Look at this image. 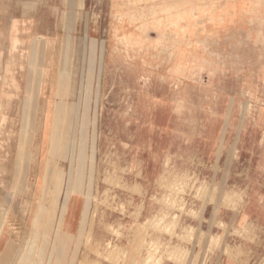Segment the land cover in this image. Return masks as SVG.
Returning a JSON list of instances; mask_svg holds the SVG:
<instances>
[{
	"label": "rangeland",
	"instance_id": "rangeland-1",
	"mask_svg": "<svg viewBox=\"0 0 264 264\" xmlns=\"http://www.w3.org/2000/svg\"><path fill=\"white\" fill-rule=\"evenodd\" d=\"M2 100L22 107L10 114L21 122L35 110L30 138L0 128V187L20 189L4 212L26 238H10L9 264L69 261L68 225L70 264H135L147 191L159 205L149 223L172 235L262 244L264 0H0ZM25 150L36 164L19 180ZM207 204L213 230L182 224L204 220ZM245 206L244 219L226 218ZM153 243L144 264H159Z\"/></svg>",
	"mask_w": 264,
	"mask_h": 264
},
{
	"label": "crops",
	"instance_id": "crops-1",
	"mask_svg": "<svg viewBox=\"0 0 264 264\" xmlns=\"http://www.w3.org/2000/svg\"><path fill=\"white\" fill-rule=\"evenodd\" d=\"M7 96H10V94H7ZM20 108L22 107L18 105H10L6 102V100H2V103L0 104V122L2 123V126L0 128L2 132L1 137H3V139H5L6 135L9 133L7 132L6 134V130L8 129L9 131L10 127L16 132L15 137H21L23 140H26L25 138L31 137V130L35 129L34 107L30 111L33 115H30L26 121L24 119V122H21L16 116L13 118L10 116L11 113H19L20 116V114L25 112ZM21 124L23 125L22 129ZM27 129L28 131L26 132ZM40 149H42V147H40ZM38 155L39 160H42L40 150ZM29 157H32V159L35 158L36 160L34 151L28 153V151L25 150V154L22 156L14 157L13 176L19 179L30 173L31 167H35L34 165L36 163H30ZM0 172L2 173L0 174V177L4 178L5 174L3 170H0ZM86 179L87 175H85L84 187L86 185ZM7 181L9 182V176H7ZM9 184L10 182L5 188H2L3 186L0 187V264H9V255L11 256L13 252L16 253V250L18 249V245L15 244L13 249H9L8 243L10 238H13L17 242L26 240L24 236H18L15 234V232H13V230H11L8 220L10 216L8 212H4L7 211V209L4 208L9 206L11 199H16L17 197V195H13V198H11L10 193L20 192V189L18 190L17 184H14L13 186ZM11 186L13 190H10ZM33 187H36L35 183ZM32 190L34 192V189ZM149 194L150 192L147 191L145 197L137 199L138 202L140 201L139 203L143 202V207L140 212H137V216L133 219V227L136 229V232L133 239L134 248L131 252V261H134L135 264H144V259L146 256L150 255V252L152 251L150 250V247L153 246V241L159 242L161 245V249L159 251L154 253L152 252L153 256L159 258V264H264V234L255 235L257 237L256 241H261L262 244L250 243L248 242L247 238L235 236L233 234H226L219 245L212 246L210 242L205 239L203 242L199 243L189 242L179 236L172 235L167 230L160 228L159 226L148 224L151 215L159 208V205L152 201ZM255 201L256 200H251L250 204ZM212 209L213 208L210 206V204H207L204 207V220L193 219L187 217L186 214H182V217L184 218L182 224L188 222L195 226L201 227L202 229L213 230L211 221L213 220L215 213ZM170 211L172 213L174 212V210ZM248 212L249 211L246 206L243 207L239 213H236L233 210H225L226 218H230L232 222L235 218L240 217V213H242L241 218L244 219ZM179 215L181 214L179 213ZM143 223H146V228L141 230V225ZM68 228L69 232L66 234L64 241H66V253L67 259L69 258V261L67 260L63 264H70V260L73 257V248L72 250L70 248L73 242V234L71 232L73 225L70 227L68 225ZM183 228L184 227L182 225H178L176 228L177 233H182ZM138 229L141 232H139ZM36 238L38 237H33L32 240L36 241ZM169 244H171V247ZM175 246H180L183 249L175 250Z\"/></svg>",
	"mask_w": 264,
	"mask_h": 264
},
{
	"label": "bare ground",
	"instance_id": "bare-ground-1",
	"mask_svg": "<svg viewBox=\"0 0 264 264\" xmlns=\"http://www.w3.org/2000/svg\"><path fill=\"white\" fill-rule=\"evenodd\" d=\"M67 113V112H66ZM65 113V114H66ZM56 117H57V113H56ZM61 117L62 116H60L59 118L57 117V119L54 121V123H55V126H53V131H54V134H55V128H56V124H57V129H58V131L59 132H61L63 135L61 136L63 139H65L66 138V129L68 128V116H67V114H66V117H67V120H65V122H63L62 123V121H61ZM65 119V118H64ZM64 127H65V129H64ZM61 133H60V135H61ZM56 137H57V135H56ZM52 140H54V137H53V139ZM51 142V141H50ZM65 147V146H64ZM63 148V147H62ZM63 153H64V151H63ZM63 155H66V153H64ZM67 156V155H66ZM64 157V156H63ZM58 179H59V181H60V183H61V180L60 179H62V176H60V175H58ZM78 180H79V176L78 175H76V182L78 183ZM41 193V192H40ZM49 196V195H48ZM39 197V196H38ZM50 197H49V202H50ZM28 200H26V202H27ZM27 204V203H26ZM37 205V204H36ZM27 206V205H26ZM192 212V211H191ZM43 215V214H42ZM43 218V217H42ZM42 218H40V220H42ZM34 221V220H33ZM148 224H150V223H148ZM51 226V225H50ZM53 226V225H52ZM51 228V227H50ZM90 229V228H89ZM119 233V232H118ZM190 233V232H189ZM192 233V232H191ZM91 234V233H90ZM191 235V234H190ZM192 238V237H191ZM49 239V238H48ZM193 239V238H192ZM192 241V240H191ZM9 246H13V245H11V244H9ZM37 247H38V245H37ZM38 250V249H37ZM110 253V252H109ZM117 257V256H116ZM110 258H111V256H110ZM35 259V258H34ZM33 260V259H32ZM27 262V261H26Z\"/></svg>",
	"mask_w": 264,
	"mask_h": 264
}]
</instances>
